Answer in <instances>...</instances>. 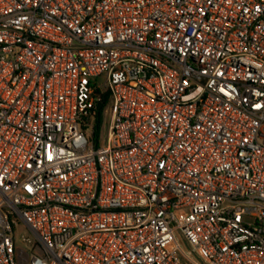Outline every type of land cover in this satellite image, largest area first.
Returning a JSON list of instances; mask_svg holds the SVG:
<instances>
[{
	"label": "built area",
	"instance_id": "2783aa9c",
	"mask_svg": "<svg viewBox=\"0 0 264 264\" xmlns=\"http://www.w3.org/2000/svg\"><path fill=\"white\" fill-rule=\"evenodd\" d=\"M0 264H264V0H0Z\"/></svg>",
	"mask_w": 264,
	"mask_h": 264
},
{
	"label": "rangeland",
	"instance_id": "374dc122",
	"mask_svg": "<svg viewBox=\"0 0 264 264\" xmlns=\"http://www.w3.org/2000/svg\"><path fill=\"white\" fill-rule=\"evenodd\" d=\"M105 137H106V131H104L103 132V135H102V138H98V136H97V134L95 135V144L96 145H99L100 144V140L101 139H105ZM17 232H22V228L21 227H17ZM181 244H183V242L182 241H179ZM184 245V244H183Z\"/></svg>",
	"mask_w": 264,
	"mask_h": 264
},
{
	"label": "trees",
	"instance_id": "16d2710c",
	"mask_svg": "<svg viewBox=\"0 0 264 264\" xmlns=\"http://www.w3.org/2000/svg\"><path fill=\"white\" fill-rule=\"evenodd\" d=\"M100 110H101V106H100Z\"/></svg>",
	"mask_w": 264,
	"mask_h": 264
}]
</instances>
